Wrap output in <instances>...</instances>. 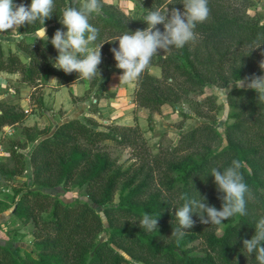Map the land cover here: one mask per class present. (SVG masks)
<instances>
[{"label": "trees", "instance_id": "16d2710c", "mask_svg": "<svg viewBox=\"0 0 264 264\" xmlns=\"http://www.w3.org/2000/svg\"><path fill=\"white\" fill-rule=\"evenodd\" d=\"M68 1L54 0V13L44 25L49 38L44 48L34 43L35 32L41 27L38 21L16 30L20 34L17 46L26 58L10 48L4 51L0 42V72H17L29 85L41 74L56 75L60 84L78 78L75 72L66 74L53 67L58 52L50 41L57 29L66 31L59 16ZM243 1L244 7L239 8L208 0L210 15L194 29L199 44L193 47L192 41L153 56L149 66L160 67L161 76L151 74L147 67L135 81V102L151 112L178 101L190 90L202 92L210 85L227 87L238 79L263 75L259 65L264 60V22L247 14L245 7L253 1ZM13 2L30 5L31 0ZM101 3L102 14L90 16L89 22L99 30L91 46L103 44L106 60L116 65L111 49L118 48L119 42L114 40L127 30L146 28L142 21L145 9L162 10L164 5L177 8L182 0H146L137 20L111 4ZM106 35L114 40L104 39ZM168 78L173 81L167 82ZM94 81L92 78L91 84ZM226 101L224 137L214 121L203 120L183 131L169 154L151 156L141 146L137 129L118 125L99 129L91 117L70 118L52 131L27 133L26 141L31 145L27 156L21 151L24 144L11 141L6 152L15 164L11 169L0 167L1 180L12 178L27 163L33 186L74 184L84 190L92 203L102 207L106 226L86 200L65 202L39 188H26L17 192L13 215L32 223L34 251L0 242V264H258L255 253L244 250L243 240L252 238L255 224L264 217V102L257 100L255 91L237 85L228 88ZM203 105L208 112L216 109L210 96L204 97ZM25 117L19 106L0 100V129ZM106 141L132 147L137 163L124 167L107 150ZM233 159L245 165L242 171L250 188L247 215L206 225L193 214L194 226L180 238L171 236L177 227L176 207L185 202L182 194L197 199L199 194L206 196L210 206L221 208L218 197L222 194L217 192L210 172L213 167H228ZM116 192L118 201L114 203ZM8 207L0 200V210ZM144 212L160 215L157 231L141 229L138 222ZM221 225L223 231L218 235L216 229Z\"/></svg>", "mask_w": 264, "mask_h": 264}, {"label": "rangeland", "instance_id": "374dc122", "mask_svg": "<svg viewBox=\"0 0 264 264\" xmlns=\"http://www.w3.org/2000/svg\"><path fill=\"white\" fill-rule=\"evenodd\" d=\"M225 3H231L235 7L242 8L243 0H221ZM251 5L245 7L247 14L257 17L261 22H264V0H252ZM115 6L123 11L125 14L130 15L133 19L137 20L141 18V11L146 5V0H101ZM69 4V1L67 5ZM168 7L164 5V8ZM157 9V8H156ZM171 11V8H169ZM181 12L184 11L183 4L177 7ZM155 10V8H154ZM163 29V25L157 26ZM106 35L104 39L108 41L112 38ZM20 38V34L16 30L10 31V33H0V42L3 45L4 51L7 48L17 51L21 58H26L27 54L19 49L17 42ZM103 39V40H104ZM49 40V38H48ZM37 39L34 43L41 48L45 41ZM198 37L192 42V46H197ZM102 45V44H100ZM98 47V46H97ZM119 47V45H117ZM102 63L98 66L100 69V76H95V81L91 84L90 80L84 79L86 82L85 90L84 81H79L74 89L76 92H82V95H73L68 93V88H60L59 81H54L50 84L49 79L45 78V74H41L35 84L20 85L23 83L20 78V74L14 72L16 76L11 73L0 74V100L5 103H10L19 106L26 114V118L20 122L11 125L9 130L12 134L7 135L6 127L0 129V167L11 169L14 166V161L10 158L6 149L9 150L11 141L18 142V145H23L21 151L24 156L29 154L31 145L26 141V134L32 133L35 129H45L52 131L62 121L70 118H79L84 120L88 117L93 118L99 124V129H105L107 126L118 125L119 127H131L137 129L140 133L141 146L146 149L147 153L151 156L157 154H169L171 147L177 145L180 134L198 124L203 120L206 122L214 121V125L224 137V125L227 120L228 105L226 101V93L229 87H219L216 85L205 86L202 92H196L190 90L189 93L184 94L178 101L173 103H165L160 106L158 110L149 111L146 107H138L135 102L136 84L124 83L127 85L125 91H120L116 88L115 84H109L108 80L110 75L117 70L115 64H112L106 60L104 55V48L101 47ZM159 53H165L160 50ZM148 70L151 74L160 77L161 69L158 66H148ZM264 75V74H263ZM48 76V75H47ZM110 76V77H109ZM261 76V75H259ZM114 80L117 76L113 75ZM173 81L172 78H168L167 82ZM105 93V94H104ZM116 95L118 102V110H112L110 113L103 115V104L99 105V98L101 96ZM206 96H210L216 102V109L208 112L206 105H203V99ZM123 98V99H122ZM84 100H88V105L84 104ZM56 101L59 103L57 104ZM115 101V100H113ZM85 105V106H84ZM108 106L112 107L110 103ZM137 106V107H136ZM105 109V107H104ZM200 109V113L197 111ZM208 112V114H207ZM200 114V115H199ZM39 127V128H38ZM107 150H109L112 156L118 159L124 167H127L132 162H136L134 158L135 150L129 146H120L112 141H106ZM225 141H222V145ZM141 151V150H140ZM24 160V159H23ZM22 161V160H21ZM137 163V162H136ZM0 189V200L6 203L9 207L0 210V242L19 245L21 248L28 251H34L33 248V235L32 223H24L13 215V203L18 198L17 192H22L26 188H39L44 192L58 196L65 202H70L76 198L88 201L96 211L99 212L102 218L103 224L106 226V219L102 212V207L92 203L84 190L79 189L76 185L70 184L67 187L62 185L43 188L32 185V172L31 167L27 163L22 166V170L16 172L12 178L8 180H2ZM118 201V192L115 193L114 203ZM223 231V225L216 229V233L219 235ZM102 237H106L105 233H102ZM197 243V242H195ZM198 252V251H197ZM196 252V253H197Z\"/></svg>", "mask_w": 264, "mask_h": 264}, {"label": "clouds", "instance_id": "9594fccd", "mask_svg": "<svg viewBox=\"0 0 264 264\" xmlns=\"http://www.w3.org/2000/svg\"><path fill=\"white\" fill-rule=\"evenodd\" d=\"M184 11L177 8L169 11L164 9H145L142 21L147 25L143 30L125 31L114 41L119 42L118 48H112L116 67L122 70L120 82L136 81L141 73L150 65L153 56L171 48H182L196 39L194 31L197 23L208 19L210 8L208 0H182ZM54 0H31L30 5L16 4L13 0H0V33L17 30L24 25L35 24L41 27L35 36L41 41H48L45 21L54 13ZM101 0H69L60 17V23L66 31L57 29L51 38V44L57 50L58 56L53 61V67L66 74H78V79L91 80L100 76L99 65L102 63L101 47H92L98 37V28L89 21L92 14H102ZM163 25V31L158 28ZM264 71V60L260 62ZM101 77V76H100ZM55 79V78H53ZM235 84L239 88H247L257 93V100L264 102V75L238 79ZM244 163L233 159L231 164L223 169L213 167L210 175L214 178L218 198L222 201L221 208L207 203V197L189 198L187 193L181 195L184 204L176 207L174 213L177 227L173 228L171 236L182 237L191 229L196 214L202 224H216L232 218L235 215L245 216L246 198L250 196V188L245 182ZM160 216V215H159ZM148 212L142 214L138 222L141 229L153 231L158 229V218ZM244 250L255 253L258 264H264V217L255 224V234L251 239L243 240Z\"/></svg>", "mask_w": 264, "mask_h": 264}, {"label": "crops", "instance_id": "0c3cea01", "mask_svg": "<svg viewBox=\"0 0 264 264\" xmlns=\"http://www.w3.org/2000/svg\"><path fill=\"white\" fill-rule=\"evenodd\" d=\"M111 63V62H110ZM113 64V63H112ZM0 74H8V75H10L11 73L10 72H5V71H1L0 72ZM13 75L14 76H16V74L15 73H13ZM113 75H115V76H117V79L116 80H114V81H112L113 79L112 78H114V77H112ZM122 75V70H120V69H117V70H115L109 77V80H108V82H109V84H115V86H116V88L117 89H119L120 91H125L126 90V87H127V85H125L124 83L125 82H123V81H121L120 82V79H119V77ZM45 78L46 79H49V82H50V84L52 83V82H54V81H58V77L56 76V75H54V74H48V76L47 75H45ZM53 78H55V79H53ZM81 80H83L84 81V79H78V78H76V79H74V80H72V81H70V82H67V83H65V84H61L60 86V88L62 89L63 87H67L68 88V93L70 92L71 94H73V95H77V96H80V95H82V92L85 90V87H86V82L84 81V83H85V85H84V88H83V91H81V92H76L75 91V89H74V86L79 82V81H81ZM134 82L135 81H133V82H131V84L133 85L134 84ZM20 85H25L26 86V83L25 82H23V83H21ZM105 94V93H104ZM116 95H112V96H101L100 98H99V100H97V101H99V105L100 104H103V106L102 105H100V106H102V107H99L101 110H103L102 112H103V115L105 114V112L106 113H110V111H114V110H118V108H119V106H118V102H117V99H116ZM123 99V98H122ZM113 100H115V101H113ZM88 100H84V104L85 105H88ZM56 103L57 104H59L57 101H56ZM108 103H110V105L112 106V107H110V106H108ZM84 105V106H85ZM104 107H105V109H104ZM137 107V106H136ZM138 107H143V106H138ZM26 118V117H25ZM39 128V127H38Z\"/></svg>", "mask_w": 264, "mask_h": 264}, {"label": "built area", "instance_id": "2783aa9c", "mask_svg": "<svg viewBox=\"0 0 264 264\" xmlns=\"http://www.w3.org/2000/svg\"><path fill=\"white\" fill-rule=\"evenodd\" d=\"M6 127V132H5V134H7V135H10V134H12V131L11 130H9V128L11 127V125H6L5 126ZM1 178H0V183H1ZM1 186H2V184H0V189H1Z\"/></svg>", "mask_w": 264, "mask_h": 264}, {"label": "water", "instance_id": "95a60500", "mask_svg": "<svg viewBox=\"0 0 264 264\" xmlns=\"http://www.w3.org/2000/svg\"><path fill=\"white\" fill-rule=\"evenodd\" d=\"M236 84L235 83H233V86H235ZM13 210H14V207H13ZM13 210H12V212H13Z\"/></svg>", "mask_w": 264, "mask_h": 264}]
</instances>
